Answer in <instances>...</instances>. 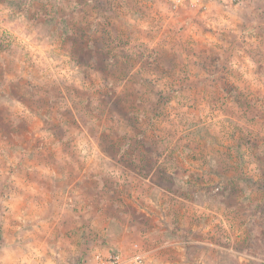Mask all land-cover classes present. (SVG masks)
<instances>
[{
    "label": "rangeland",
    "instance_id": "rangeland-1",
    "mask_svg": "<svg viewBox=\"0 0 264 264\" xmlns=\"http://www.w3.org/2000/svg\"><path fill=\"white\" fill-rule=\"evenodd\" d=\"M25 192L59 264H264V0H0L2 208Z\"/></svg>",
    "mask_w": 264,
    "mask_h": 264
},
{
    "label": "crops",
    "instance_id": "crops-1",
    "mask_svg": "<svg viewBox=\"0 0 264 264\" xmlns=\"http://www.w3.org/2000/svg\"><path fill=\"white\" fill-rule=\"evenodd\" d=\"M30 195L12 193L9 210L0 202V264H47L49 259L59 264L51 252L52 248L55 252L54 241L47 239L50 234L45 231L43 213L48 210V195L38 197L40 204H35Z\"/></svg>",
    "mask_w": 264,
    "mask_h": 264
},
{
    "label": "built area",
    "instance_id": "built-area-1",
    "mask_svg": "<svg viewBox=\"0 0 264 264\" xmlns=\"http://www.w3.org/2000/svg\"><path fill=\"white\" fill-rule=\"evenodd\" d=\"M172 6H192L206 8L210 2L226 0H167ZM234 1V0H227ZM93 264H148L144 254L137 244H134L129 252H106L95 256Z\"/></svg>",
    "mask_w": 264,
    "mask_h": 264
}]
</instances>
